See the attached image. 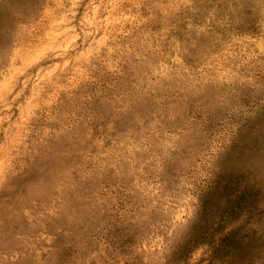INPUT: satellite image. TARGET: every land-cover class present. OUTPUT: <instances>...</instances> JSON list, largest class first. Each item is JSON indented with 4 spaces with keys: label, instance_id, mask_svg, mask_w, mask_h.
Listing matches in <instances>:
<instances>
[{
    "label": "rangeland",
    "instance_id": "obj_1",
    "mask_svg": "<svg viewBox=\"0 0 264 264\" xmlns=\"http://www.w3.org/2000/svg\"><path fill=\"white\" fill-rule=\"evenodd\" d=\"M186 3L0 0V264H169L180 180L161 186L144 159L182 120L159 113L264 120V33L232 31L233 0ZM213 200V236L264 215L230 177ZM243 240L224 233L215 255Z\"/></svg>",
    "mask_w": 264,
    "mask_h": 264
},
{
    "label": "clouds",
    "instance_id": "obj_2",
    "mask_svg": "<svg viewBox=\"0 0 264 264\" xmlns=\"http://www.w3.org/2000/svg\"><path fill=\"white\" fill-rule=\"evenodd\" d=\"M180 6L191 4L181 0ZM230 7L231 19L226 17V21L232 31L258 29L264 33V0H233ZM163 99L157 98L156 103ZM128 104H137V100L130 99ZM165 107L167 111H161L155 123L180 117V133L171 141L155 134L153 152L144 163L160 173L163 187L171 188L180 180L185 211L179 219L169 215L165 220L164 239L172 249L169 264H264V215L249 219L245 212L224 229L227 233L238 228L244 234L234 259L221 260L215 255L224 233L213 236L204 226L206 214L214 208L213 193L224 177H230L241 189H258L259 207L264 210V120L257 129L251 120L232 116L221 120L210 114L199 120L191 116L184 119L183 105ZM162 146L166 147L161 153Z\"/></svg>",
    "mask_w": 264,
    "mask_h": 264
}]
</instances>
